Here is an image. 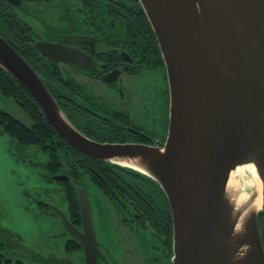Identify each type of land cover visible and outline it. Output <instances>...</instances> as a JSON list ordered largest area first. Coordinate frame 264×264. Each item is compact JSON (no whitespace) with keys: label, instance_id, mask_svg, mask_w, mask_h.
Listing matches in <instances>:
<instances>
[{"label":"water","instance_id":"95a60500","mask_svg":"<svg viewBox=\"0 0 264 264\" xmlns=\"http://www.w3.org/2000/svg\"><path fill=\"white\" fill-rule=\"evenodd\" d=\"M19 6L20 0H8ZM165 63L170 90L169 130L163 147L99 142L76 127L30 63L0 34V68L30 93L54 132L76 151L130 167L134 162L164 190L173 217V264H264L259 215L264 214V0H139ZM69 43L81 41L69 37ZM54 64L83 65L73 47L38 41ZM86 68V66L83 65ZM253 165L262 203L235 234L228 193L231 173ZM238 175V173H237ZM253 176H255L253 174ZM66 180V176H55ZM241 193L246 192L236 177ZM84 233L54 207L65 228L99 254L91 205L79 189Z\"/></svg>","mask_w":264,"mask_h":264},{"label":"flooded vegetation","instance_id":"af4514ba","mask_svg":"<svg viewBox=\"0 0 264 264\" xmlns=\"http://www.w3.org/2000/svg\"><path fill=\"white\" fill-rule=\"evenodd\" d=\"M20 1L19 6L11 4L12 10L24 11L26 16L36 19L38 23H44L51 32L45 34L46 40L40 36L41 38L36 41L55 42L73 47L87 59L82 63L86 68L81 64L78 66L66 64L73 69L76 74L73 78L78 82V100L73 111L78 128L94 140L109 138L124 143L162 145L168 134L170 112V92L164 61L161 64L157 51L132 55L124 50L113 52L109 46L102 45L104 39L95 30L96 22L92 19L87 20V17L82 15L88 12V7L92 3L100 4L105 9H112V2L116 4L117 0ZM82 11L84 12L80 13ZM31 27L33 28L32 25ZM69 37H79L81 41L69 43L66 41ZM64 71L68 74L65 67ZM82 78L101 84L111 93L110 97L116 99L109 101L96 95L89 87V83H83ZM84 89H87V92ZM144 108L156 109L155 115L150 117L152 120L144 118ZM155 123L158 129H150L148 125ZM75 183L78 191L79 187L76 181ZM137 184L136 192L141 195L140 189L144 183L139 181ZM109 186L107 200L110 209H104V238H101L95 226L88 195L99 244L97 264H173V248L169 244V236L164 234L159 242L156 241L158 235L152 240L145 237L143 196L135 197V191L131 190L114 202L115 198L111 195L115 187L112 182H109ZM86 192L88 194L87 190ZM38 204L45 214L59 221V215H54L55 206L39 200ZM79 211L80 221L77 218L71 220L66 216L76 231L83 234L80 204ZM58 226L56 229L60 232L55 235L60 237L58 240H63V244L54 245L52 240L56 237L51 235L42 241L41 248L51 250L55 255H60L61 252L73 255L76 257V264H87L84 244L69 233L61 219ZM260 226L264 231V214L260 216ZM3 231V241H0V264H45L41 258L46 256L26 247L25 243L13 240L14 238L21 240L20 235L12 234L6 229ZM39 239H43V236L40 235ZM54 256H51L52 259L48 258L51 259L49 264H63ZM128 258H131L129 262Z\"/></svg>","mask_w":264,"mask_h":264},{"label":"trees","instance_id":"16d2710c","mask_svg":"<svg viewBox=\"0 0 264 264\" xmlns=\"http://www.w3.org/2000/svg\"><path fill=\"white\" fill-rule=\"evenodd\" d=\"M136 3L138 9L129 6L128 0H117L116 4L112 2V9H105V7L97 3L90 4L89 7L91 11L102 9L107 11L106 13H102L99 19L95 20L97 24L95 30L104 39L103 42L106 43L113 52L124 50L132 55V53L143 54L157 51L162 64L163 58L154 31L139 0H136ZM10 6L11 4L7 0H0V34L16 48L42 77L48 89L59 102L73 124L77 127L73 111L75 109V102L78 100V82L71 75L65 73L64 69L57 66L58 64L49 61L37 50L35 44L32 43L35 39L34 36H36V31L19 15L17 10H12ZM137 10L141 15L138 14ZM109 12L113 13V17L109 15ZM130 13L133 15V19ZM85 16L87 20H90L88 13ZM1 88L5 89L4 91H6V89L13 90L20 100H28L29 104L33 106V112L31 111V113L33 115L36 113V119L35 116L34 119L31 117L33 120L32 127L28 128L20 119H16L17 129L20 130H16V134L12 136H15L14 139H27L31 144L33 142H41V144L39 143L38 145L51 154L50 164L47 168L51 175H54V173L60 169L63 170L62 166L65 165L71 169V172H66L69 180L76 181L77 185L80 186H85L87 183H90L94 185L101 194L108 196L110 188L109 182H112L108 175L112 174L113 177L119 181L117 183L112 182L116 187L111 195L115 198L113 200L114 202H117V199L122 195L120 191H136L137 183L143 181L144 185L140 190L141 196H143L144 221L146 223L147 220L153 222L162 219L167 226L169 244L171 248H173L172 215L168 200L158 182L138 171L116 164H109L82 154L62 141L46 122L40 107L26 88L2 68H0V89ZM59 88L61 91L58 90ZM84 91L87 92V89H84ZM7 129L8 128H6V130ZM20 132L23 134H20ZM40 135L44 137L41 138ZM96 140L103 141L100 139ZM88 164L91 167V173L88 171V174L80 177V167H86ZM98 169H101V172L98 171ZM52 179L51 177V180ZM70 192L71 196H69V201L72 216H77V219L80 221L77 188L73 189L72 187ZM162 196L165 202L161 201ZM156 210L159 214L156 213ZM153 212L155 213L151 214ZM153 229L154 227L149 224L148 229H145V231Z\"/></svg>","mask_w":264,"mask_h":264},{"label":"rangeland","instance_id":"374dc122","mask_svg":"<svg viewBox=\"0 0 264 264\" xmlns=\"http://www.w3.org/2000/svg\"><path fill=\"white\" fill-rule=\"evenodd\" d=\"M128 4L132 8L138 9L136 0H128ZM88 9L87 13L91 16L89 18L93 21L99 19V16L102 13L107 12L103 9L97 11H91L90 7H88ZM83 12L84 11L80 13ZM18 13L33 26V29L36 31V36H34L35 39H40L41 37L45 40L47 39L45 34L51 32L44 23H38L36 19L34 20V18L26 16L24 11ZM87 13L82 15H87ZM138 14H140L139 11ZM109 15L113 17V13L109 12ZM78 16L79 15L76 16L77 19ZM130 16L133 19V15L131 13ZM35 39L32 42L33 44L37 42ZM102 45L106 46V43H103ZM57 66L62 69L65 67L69 75L72 77L73 75L74 77L76 76L73 69L68 65L61 63ZM82 81L83 83H89L90 86H88L96 93V95L102 97L103 99H107L109 101H111L110 99H116V97H110L112 96L111 93L101 84L83 78ZM4 90L5 89L3 88L0 89V241H3V230L5 229L9 230L12 234L17 233L22 237V239L19 240L18 238H14L13 240L25 243L26 247L38 251L40 254L46 256H41V259L45 262V264H49L52 259L51 256H54L55 253L52 254L51 250L42 249L41 243L51 235L56 237L55 234L60 232L56 229L59 228L58 223L60 219L58 221V219L53 218L49 214H45L41 210L42 207L38 204V200L44 201L48 204L51 203L53 206L61 209L69 219L73 220L77 218V216H72L69 196H71V188L73 187V189H75L76 183L74 180H69V178L68 181H64V179L57 180L55 178L54 180H51V177L53 178V176L67 175L66 172H71V169L63 165V170L60 169L54 173V175H51V173L47 170L50 164L51 154L38 145L39 143L41 144V142H33L31 144L27 139H14L15 136L12 135L16 134V130H20L17 129L16 119H20V121L29 128L33 125L32 118L34 119L35 116L36 119V113L34 115L31 113V111L33 112V106L29 104L28 100H20L16 93L11 89H6V91ZM58 90L61 91L60 88ZM144 111V118H150L153 114L155 115L156 109L144 108L143 113ZM148 114L150 115L147 116ZM134 119L136 120L135 117ZM152 119L153 118H150V120ZM158 119L159 118H157V120ZM144 122L146 121L144 120ZM148 126L150 129H158V125L156 123ZM6 128L8 129L6 130ZM20 134L23 133L20 132ZM40 137L43 138L44 136L40 135ZM102 140L103 142L124 143L121 141L111 140L109 138H103ZM88 171L91 173V167L89 164L86 167L81 166L79 169V174H81L80 177L88 174ZM98 171L101 172V169H98ZM108 177L114 183L119 182L112 174H109ZM237 177L241 186H244L245 191H250V182L254 178L253 173L250 171L241 172L238 173ZM86 188L92 205L95 226L101 238H104V209L107 208L109 210L110 203L107 200V196L101 194L96 187L88 184ZM120 192L124 195V193H128L130 191L125 192L122 190ZM137 196L141 195L135 191V197ZM161 201L165 202L163 196L161 197ZM135 206H137V201H135ZM154 213L155 212L151 214ZM156 213L159 214L157 210ZM261 215L262 214L259 215V226ZM149 224H151L154 229L144 231L145 237L148 238V240H152V238L158 235L156 241L159 242L162 240V236L164 234L165 236H168L167 226L165 227V223L162 219L153 222L147 220L146 223L144 221V228L148 229ZM260 231L264 242V231L261 229V226ZM40 235L43 236V239H39ZM59 238L60 237H56L52 240L54 245L63 244V240H58ZM59 254L60 255L57 254L54 257H57L63 264L77 263V261H75V256H70L67 253L64 254L62 252ZM130 260L131 258H128L127 262Z\"/></svg>","mask_w":264,"mask_h":264},{"label":"bare ground","instance_id":"6f19581e","mask_svg":"<svg viewBox=\"0 0 264 264\" xmlns=\"http://www.w3.org/2000/svg\"><path fill=\"white\" fill-rule=\"evenodd\" d=\"M123 163L134 167L137 171L147 172V169H145V167L138 164V160H135V163ZM248 171L255 175L251 180L250 185L253 189V193L256 194L257 197L251 198L249 195L240 192L242 190L240 189L238 181L236 180L237 173ZM228 193L230 194V198H233L234 202L232 203L235 205L236 211H241L243 208L245 210L236 221L235 234L238 235L241 232L245 214L253 209L259 208L262 203V183L255 173V168L253 165L242 166L231 173V178L228 184Z\"/></svg>","mask_w":264,"mask_h":264}]
</instances>
